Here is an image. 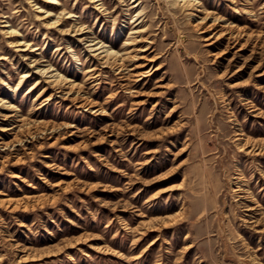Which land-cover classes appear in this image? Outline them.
<instances>
[{"label":"rangeland","instance_id":"374dc122","mask_svg":"<svg viewBox=\"0 0 264 264\" xmlns=\"http://www.w3.org/2000/svg\"><path fill=\"white\" fill-rule=\"evenodd\" d=\"M49 1L0 0V97L17 118L72 124L31 139L1 128L19 121L0 107V144L13 142L0 148V264H264V149L242 146L264 145V0H200L194 9ZM47 8L62 28L38 16ZM206 9L223 20L200 22ZM5 23L20 34L8 36ZM75 24L83 34L69 30ZM134 28L144 30L131 39ZM223 30L246 34L216 39ZM24 37L37 48L11 46ZM95 37L125 47L127 68L93 55ZM35 59L86 80L81 94L104 112L57 89L46 103V94L35 99L46 83L29 91ZM138 64L148 74L135 81ZM93 66L99 74L86 79Z\"/></svg>","mask_w":264,"mask_h":264},{"label":"bare ground","instance_id":"6f19581e","mask_svg":"<svg viewBox=\"0 0 264 264\" xmlns=\"http://www.w3.org/2000/svg\"><path fill=\"white\" fill-rule=\"evenodd\" d=\"M42 1L46 4H51V2L49 0H42ZM133 1H135V0H133ZM175 3L180 4L184 9L185 8L194 9V8H197L196 6H199L202 4L200 2V0H175ZM57 4L60 5L61 3L57 2ZM138 4L139 3H137V5ZM135 5H136V3H135ZM39 11H41L42 13H40V14L37 13L38 16H40L43 20H45L48 27L62 28V24L64 23V19H62L59 15H57L55 18H51L52 12L48 8L46 10H43V11H42V9H40ZM139 12H141V10H139L137 12V14H139ZM189 13L193 14L192 10ZM213 16L214 15L212 14V11L209 9H206L204 11V16L201 17L200 22H204L207 18L213 17ZM137 19H139V16L134 21H136ZM214 19H215V23H218L219 20H223L220 15L214 16ZM5 25H9V24L5 23ZM230 26H235V25L230 24ZM73 27H75V30H76V28L79 30L78 33H76V34L81 35L84 33L81 25H79L78 27H77V24L69 26V30ZM134 29L135 30L133 32H136V35H134L133 38H131V39H135L138 36H140L141 34H139V33L144 30V28H134ZM6 32L8 33V36H10V37H13V36L20 34V31L18 29H16L14 26H10V25L6 29ZM227 33L233 37L234 36L238 37L239 35L241 36L243 33L246 34L245 32H242L240 30H238V31L223 30V32L221 31L220 33H214V34H217L216 39H219L222 36H224V34H227ZM248 35H250V33H248ZM208 37H205V38H208ZM84 38L86 39L87 37H84ZM95 38L96 39H91L93 41L89 42V46H90L91 50L93 52H95V54H93V55H95L99 58H105L106 60L103 59L104 62H107L108 59L113 58V60L117 63L115 65H118V68L120 69V71L124 70L125 67L127 66L126 60L128 57V51L125 50V47L122 48L123 51H121V50L119 51V50L115 49L114 46L108 45L106 40H103V39L98 40L97 37H95ZM137 40H140V39H137ZM214 41L215 40H210L208 44H212ZM10 42H12V44L10 43L11 46H18L19 47V49H16V50L25 51V50H29L30 47L32 46L31 41L28 42V40L25 39V37L24 38H16V39L10 40ZM131 42L132 41L130 39H126L123 43V46H127L129 44H132ZM35 48H37V47H35ZM35 48H31L30 50H35ZM59 48L60 47H57V49H59ZM146 48L147 47H145L144 49H146ZM224 52H226V51H220L218 56L222 55ZM22 54L26 56V52H22ZM135 55H137V54H135ZM3 57L4 56H1V58H3ZM27 57L28 56H26L24 58H27ZM35 60L36 61H35L34 67L36 68V72L39 73L40 75H39V78L37 79V81L30 85L29 91L37 89L38 84L41 81L43 82L44 79H41L40 77L44 76L46 78L45 79L46 83L43 84L41 90L36 94L35 99L40 98L46 94V101L45 102L43 101L44 103H46L48 100H50L52 98L53 91L57 89V91L64 92L66 94L64 96V98H71L75 102L80 101V103L78 105L79 107L89 106L92 108V111L102 112V113L104 112V107H95V102L92 98L90 99V96H88V95L84 96L83 94H81V89H82V87H84L85 83L87 82L86 80L83 83L77 82L75 79L68 76L65 72H62L63 70H61L58 66H54L55 64H53L52 62H47L46 64H42L39 59H35ZM141 66L142 65L138 64V65L131 67L129 69V70H134L132 73H135V75H133V76H136L135 81L140 80L142 76H145L148 74L147 73L148 70L140 69ZM95 68H96V66H93V67L87 69L86 79H90L91 77H96L99 74V73L95 74L96 73L94 71ZM30 69L31 68H29L27 71H24L22 73L19 81H17V83L15 84V86L14 85L12 86V89L15 92L21 88L23 81H27L29 79V77L32 75V73L30 72ZM48 92H50V93L47 94ZM0 107L9 110L4 115L5 119H10L14 115H15V118H17L18 115H20V114H18L19 110H17L16 105H14V103L7 98L0 97ZM38 107H39V105L36 106V109H38ZM33 113H37V112L34 110ZM19 117L20 118L15 119V121L16 120L19 121L18 124L10 125L9 127H1V128L2 129L3 128L11 129V128L17 127L19 130L22 131V133H26V137H28V138L31 137V139H33V138L36 139V138H39L40 136L45 137L46 136L45 134L47 132H52V131L56 132L60 128H64L66 126H72L71 123H62V124H55V123L48 124V123H46V125H43V124H40L41 121L36 120V119H32L30 116H19ZM11 119H13V118H11ZM18 140H19V142L23 141L20 139H18ZM26 140H27V138H26ZM56 141H58V139H55L51 144H53ZM251 142L253 143V144L249 145V146H251V148H250L251 151L258 150L261 152V150L264 149V145L260 146V144H258L257 142L254 143L250 139H245L244 142L242 143V146H246L247 144H249ZM1 145H4L3 149H5V148H9L11 145H13V142L9 143L8 141H6L3 144H0V148L2 147ZM242 149H244V148H242ZM248 208H250V207H248ZM164 220L165 219H163V221ZM174 220H176V219H174ZM147 225H151L152 228H154V230H158V229L160 230L161 229L160 225H152L150 223ZM165 225H166V223H165ZM146 229L143 231L144 233H146ZM157 238H154L151 241V243H153ZM48 252H50V251H48ZM118 254L121 255L122 252H118Z\"/></svg>","mask_w":264,"mask_h":264}]
</instances>
